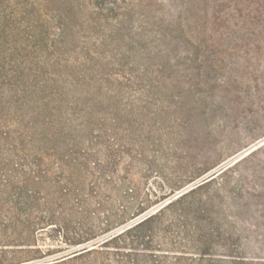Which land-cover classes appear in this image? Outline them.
<instances>
[{"label": "trees", "instance_id": "16d2710c", "mask_svg": "<svg viewBox=\"0 0 264 264\" xmlns=\"http://www.w3.org/2000/svg\"><path fill=\"white\" fill-rule=\"evenodd\" d=\"M263 12L264 0H0V264H264V145L176 196L213 166L143 191L118 169L147 139L116 144L167 118L165 80L215 72L234 29Z\"/></svg>", "mask_w": 264, "mask_h": 264}, {"label": "rangeland", "instance_id": "374dc122", "mask_svg": "<svg viewBox=\"0 0 264 264\" xmlns=\"http://www.w3.org/2000/svg\"><path fill=\"white\" fill-rule=\"evenodd\" d=\"M262 17L264 19V12ZM234 33L237 38L229 44L230 56L218 57L215 72L195 79H189L191 76L181 80L178 78L179 82L165 80L169 88L164 94L168 101L165 104L167 118L161 123L146 124L147 128L141 135L139 127L135 128L137 132L131 136L120 130L117 137L119 142L116 140V144L125 145L126 148L129 144L138 146L143 135L147 139L143 153H133L134 159L125 154L118 169L120 176L128 177L130 186H138L143 191H169L171 187L177 188L176 182L183 181L185 176H197L207 166H213L194 181L178 185L184 188L177 194L191 189L205 176L237 162L264 145L251 149L264 140V24L249 25L243 30L235 28ZM243 34L247 37L245 42L239 39ZM182 94L188 97L182 100L180 106ZM190 95L200 100L196 110L193 109L195 105ZM135 96L139 100L149 98L150 111L162 107L158 94L140 92ZM141 106L139 104L137 107ZM140 117L137 113L133 116L137 123ZM112 137L110 133L107 134L106 144H112ZM135 151L141 150L136 147ZM168 201L166 199L162 203ZM163 204L154 206L146 213L156 211ZM38 244L44 249L57 246L48 240H40ZM252 247L245 249L246 252H255ZM65 255L19 264L52 263ZM4 264L12 263L5 261Z\"/></svg>", "mask_w": 264, "mask_h": 264}, {"label": "water", "instance_id": "95a60500", "mask_svg": "<svg viewBox=\"0 0 264 264\" xmlns=\"http://www.w3.org/2000/svg\"><path fill=\"white\" fill-rule=\"evenodd\" d=\"M261 144H264V140H262V141H260L259 143H257V145L252 146L251 149H254L255 147H257V146H259V145H261ZM251 149H250V150H251ZM250 150L246 151V153L249 152ZM246 153H244V154H246ZM244 154H242L241 156H244ZM215 172H216V171H214V172L210 173L209 175L205 176L204 179H203V181H204V180H208V179H209V178H210ZM201 182H202V181H201ZM191 187H192V186H191ZM191 187H190V188H191ZM188 189H189V188H187V189H185V190H182L181 192L177 193L176 196L181 195L183 192H185V191L188 190ZM152 212H153V211H150V212L146 213L145 215L139 217V218L136 219L135 221L142 219L143 217H145L146 215H148V214H150V213H152ZM82 248H83V247H79V248H77V250L82 249ZM58 258H59V257H58Z\"/></svg>", "mask_w": 264, "mask_h": 264}]
</instances>
